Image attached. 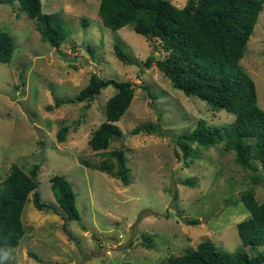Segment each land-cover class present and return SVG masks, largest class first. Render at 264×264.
I'll return each mask as SVG.
<instances>
[{"label":"rangeland","instance_id":"1","mask_svg":"<svg viewBox=\"0 0 264 264\" xmlns=\"http://www.w3.org/2000/svg\"><path fill=\"white\" fill-rule=\"evenodd\" d=\"M41 3L43 11H57L65 20L67 36L59 48L41 39L35 20L18 0H0V30L15 38L11 60L0 62V179L11 162L25 170L38 162L41 198L56 203L49 178L64 175L75 192L80 219L38 209L30 193L21 213L24 233L7 264H169V254L182 253L204 238L229 251L244 247L251 255L264 253V244L242 245L236 227L250 213L241 192L252 185L253 171L241 167L223 142L198 145L199 157L184 158L174 141L200 117L221 125L232 121L234 113L174 87L155 61L145 65L148 55L163 57L162 46L130 24L106 26L97 12L99 0ZM116 43L132 62L117 57ZM239 62L253 78L264 108V6ZM92 71L134 85L133 99L118 120L124 134L109 143V149L125 148L128 184L81 161L102 157L87 139L104 119L105 100L115 91L112 84L88 106L73 101L46 108L55 96L73 97ZM148 122L158 124L156 130L131 132ZM63 124L69 129L65 140L58 141L56 131ZM258 171L262 179L253 185L256 198L263 200L264 164H258ZM188 177L191 182L184 183ZM193 218L197 221L190 222Z\"/></svg>","mask_w":264,"mask_h":264},{"label":"trees","instance_id":"2","mask_svg":"<svg viewBox=\"0 0 264 264\" xmlns=\"http://www.w3.org/2000/svg\"><path fill=\"white\" fill-rule=\"evenodd\" d=\"M18 2L35 20L41 39L59 48L67 36L63 16L57 11H43L41 0ZM263 6L264 0H185L182 6L170 0H99L97 8L106 26L117 29L130 24L136 32L158 41L165 54L159 59L148 55L145 65L155 61L174 87L205 100L214 109L224 108L234 113L232 121L221 125L208 123L200 117L191 129L176 134L174 141L184 158L199 157L198 145L223 142L224 149L234 150V159L241 167L253 171L252 185L241 192V199L250 213L236 223L244 246L264 244V199L256 198L253 185L262 179L258 164H264V108L258 104L253 78L239 62ZM14 48V36L0 30V62L10 61ZM114 48L119 59L132 62V57L120 45L116 43ZM109 84L115 87V91L105 100L104 119L87 139L90 148L102 157L96 162L83 158L81 161L128 184L130 174L125 148L109 149V143L112 138L124 134L118 120L134 96L131 80L102 78L92 71L87 83L73 97L55 96L46 108L50 110L73 101H86L88 106ZM157 127L158 124L148 122L134 126L131 132L147 128L156 130ZM68 129L69 125H61L56 131V139L64 141ZM39 165L35 162L25 170L18 163L11 162L7 173L0 179V264L8 263L24 233L21 213L30 193L38 209H53L64 219H80L75 192L64 175L53 174L49 178L56 203L41 198L37 190ZM183 182L188 184L191 178ZM63 227L70 233L65 224ZM145 244L149 245L148 242ZM29 255L34 252L29 250ZM166 260L169 264H264V253L251 255L244 247L229 251L211 238H204L182 253L169 254Z\"/></svg>","mask_w":264,"mask_h":264}]
</instances>
